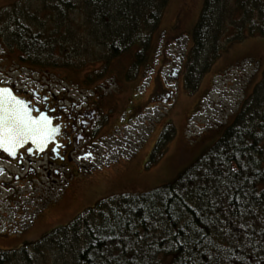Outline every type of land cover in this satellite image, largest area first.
<instances>
[{"label": "trees", "instance_id": "obj_1", "mask_svg": "<svg viewBox=\"0 0 264 264\" xmlns=\"http://www.w3.org/2000/svg\"><path fill=\"white\" fill-rule=\"evenodd\" d=\"M168 1L21 0L0 10V44L24 65L97 62L104 75L134 48L137 69ZM245 27L264 31L262 0H203L187 54L192 88L195 64L201 76L221 38ZM219 133L173 182L101 200L40 241L0 249V264H264V70Z\"/></svg>", "mask_w": 264, "mask_h": 264}, {"label": "rangeland", "instance_id": "obj_2", "mask_svg": "<svg viewBox=\"0 0 264 264\" xmlns=\"http://www.w3.org/2000/svg\"><path fill=\"white\" fill-rule=\"evenodd\" d=\"M20 1L14 0L15 3ZM7 3H9L7 0H0L2 13L8 11L9 7L5 6ZM202 5L203 0H169L162 13L152 38L151 48L156 50L154 53L159 58L162 50H167L166 55L169 57L180 56L181 61L177 63L180 69L177 71L179 76L176 80L169 78L171 84L173 83L170 86L173 96L169 102L145 109L129 123L128 129L121 130L110 157L123 151L125 159L123 165L120 160L115 161L113 163L115 170L110 173L112 170L108 169L109 174L90 183L86 191L79 190V193L66 191L58 204L47 205L46 214L39 217L40 223L46 219L45 217H52L56 212L63 217L67 208L72 207L77 201L79 205L82 204L81 208L86 206L91 199L86 197L82 202L84 193L93 195L99 202L106 197L133 191L146 192L173 182L181 171L218 138L219 129L230 123L240 102L251 93L262 76L264 31H247L245 27L241 30L242 37L237 40L224 43L222 37L219 56L210 64L209 69L201 76L197 75L198 63L195 64L196 70L194 69L193 74L198 81L195 80L197 83L192 88L195 83L191 78L185 81V75L192 66L188 63L187 54L191 48L192 29L198 21ZM177 18L181 20V37L175 42L167 43L162 36L169 34L166 32L171 30L173 22L176 24ZM226 34L231 36L233 33L227 29ZM90 51L96 52L95 54L99 52V50ZM134 51L133 48L113 60L109 72L104 75L106 66L101 67L97 62L75 70L24 65L18 62L15 52H9L0 44V81L22 88L40 87L41 90L53 95L65 93L71 98L81 100L90 95L83 85L91 81L94 76L96 78L97 74L104 72L101 80L99 78L94 80H98L97 83H102L105 87L104 95L109 97L116 94L121 101V104L114 108L113 113L119 115V125L126 128L128 124L126 107L129 103L147 95L149 87L154 84L155 75L154 67L152 72L146 69L144 76L133 77L134 79L131 77L137 70L132 67ZM98 57L99 55L94 58ZM125 72L128 83L123 82ZM167 73L168 68L164 69L162 77ZM157 143H160L159 146ZM131 188L135 190H130ZM48 189L44 183L38 185L37 192L38 196H41L39 198L41 206L45 204L41 198L49 194ZM87 207L76 212L73 218ZM39 226L43 227L42 224ZM48 230H44L41 235ZM0 247H2L0 249H16L18 242L14 240L8 243L0 240Z\"/></svg>", "mask_w": 264, "mask_h": 264}, {"label": "flooded vegetation", "instance_id": "obj_3", "mask_svg": "<svg viewBox=\"0 0 264 264\" xmlns=\"http://www.w3.org/2000/svg\"><path fill=\"white\" fill-rule=\"evenodd\" d=\"M7 2L9 3L5 6L13 5L16 1L7 0ZM180 29L181 20L177 18L176 24L173 22L171 30L166 32L169 34L162 36V39L167 43L177 41L182 34ZM155 51H145V56L131 76L132 78L144 76L146 69L152 72L155 67L154 84L149 87L147 95L136 99L126 107L125 112H128L126 128L119 125V115L113 113L114 108L119 106L121 101L116 94L109 97L104 95L105 87L102 83H97L95 77L87 82V85L84 83L83 87L90 95L81 100L71 98L65 93L53 95L47 91H35L32 87L22 88L0 81V88L12 89L14 94L27 101L31 107L52 116L53 124L60 126L54 141H48L42 150H38L30 141L18 148L14 157L0 150V240L8 243L15 240L18 242V247L35 243L42 240L43 236L68 226L79 210L88 206L84 210L87 211L96 206L97 198L84 193L82 202L86 197L91 199L86 206L81 208L82 204L79 205L77 201L72 207L67 208L63 217L56 212L52 217H45L46 219L40 223L39 217L46 214L47 205L58 204L66 191L77 193L79 190L86 191L90 183L109 174L108 169L112 170L110 173L115 170L113 164L115 161L120 160L123 165L125 161L123 151L110 157L121 130L128 129L129 123L145 109L170 101L173 96L170 86L173 83L171 84L169 78L171 76L178 78L177 71L180 69L177 63L181 58L167 56V50H162L159 58ZM166 68L168 73L162 77ZM125 74L126 72L123 74V82H126ZM29 148L32 149L31 152L28 151ZM88 153L91 155L85 158ZM42 183L49 188V194L41 198L45 203L43 206L40 205L41 196H38L37 192L38 185ZM46 229L49 230L41 235Z\"/></svg>", "mask_w": 264, "mask_h": 264}, {"label": "snow or ice", "instance_id": "obj_4", "mask_svg": "<svg viewBox=\"0 0 264 264\" xmlns=\"http://www.w3.org/2000/svg\"><path fill=\"white\" fill-rule=\"evenodd\" d=\"M59 127L53 124L52 116L31 107L12 89L0 88V150L9 156L14 157L16 150L29 141L42 150L48 141H54ZM90 155L88 153L85 158Z\"/></svg>", "mask_w": 264, "mask_h": 264}, {"label": "water", "instance_id": "obj_5", "mask_svg": "<svg viewBox=\"0 0 264 264\" xmlns=\"http://www.w3.org/2000/svg\"><path fill=\"white\" fill-rule=\"evenodd\" d=\"M175 77V76H174Z\"/></svg>", "mask_w": 264, "mask_h": 264}]
</instances>
